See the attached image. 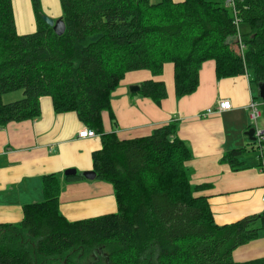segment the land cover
<instances>
[{
	"label": "trees",
	"instance_id": "16d2710c",
	"mask_svg": "<svg viewBox=\"0 0 264 264\" xmlns=\"http://www.w3.org/2000/svg\"><path fill=\"white\" fill-rule=\"evenodd\" d=\"M31 1L36 30L20 34L13 0H0V128L39 118L44 98L56 113H77L101 134L93 170L112 183L119 207L70 220L60 208L61 175L46 174L43 198L24 205L21 221L0 223V264H264V256L234 259L236 248L260 236L264 211L218 224L205 185L191 182L192 150L176 136L175 122L134 137L105 132L103 124L108 111L117 125L112 96L129 72L160 75L168 62L177 97L198 89L207 61H214L218 78L248 72L259 86L264 0H60L61 35L43 19L41 0ZM20 89L23 98L3 100ZM139 92L161 103L168 87L150 77ZM247 151L231 149L225 159L242 168ZM84 179L66 176L67 182Z\"/></svg>",
	"mask_w": 264,
	"mask_h": 264
},
{
	"label": "crops",
	"instance_id": "0c3cea01",
	"mask_svg": "<svg viewBox=\"0 0 264 264\" xmlns=\"http://www.w3.org/2000/svg\"><path fill=\"white\" fill-rule=\"evenodd\" d=\"M17 1L24 5L32 2ZM57 4L59 1L54 0V6L46 9L55 19L62 17ZM16 24L20 34L36 30L34 17L27 18V22L21 19L19 25L16 20ZM241 27L246 29L242 23V31ZM232 42L239 45L237 38ZM251 78L248 72L218 78L214 61H207L201 69L198 89L177 97L172 67V75L166 81L168 95L161 103L127 88L116 89L112 107L117 125L112 123L110 113L104 111V130L117 131L120 137H134L150 134L157 124L175 122L176 136L192 150L187 163L191 182L205 185L202 193L208 195L218 224L235 222L264 211V148L260 146L263 137L258 134L264 133V124L262 128L259 119L255 124L252 118L250 101L257 97ZM114 94L119 95V100ZM225 98L231 101V108L217 111L218 102ZM42 104L39 118L11 122L0 128V223L21 221L24 205L43 198L42 177L54 172L62 178L60 208L68 219L116 212L118 204L112 183L97 178L66 181L65 171L69 168L81 174L93 170L92 155L102 148L101 134L80 138L79 133L88 127L77 113H56L49 98H44ZM209 109L213 112L209 113ZM250 128L256 129L257 140L247 135ZM247 141H255L253 149L242 154L243 167L236 169L225 155ZM263 256L264 231L234 250L236 261Z\"/></svg>",
	"mask_w": 264,
	"mask_h": 264
},
{
	"label": "rangeland",
	"instance_id": "374dc122",
	"mask_svg": "<svg viewBox=\"0 0 264 264\" xmlns=\"http://www.w3.org/2000/svg\"><path fill=\"white\" fill-rule=\"evenodd\" d=\"M57 1H59L60 10L63 12L60 0H57ZM47 6H54V0H48V1L44 0V2L43 0H41V8H42L41 12L43 13L42 17L45 15H48L46 12ZM59 6L57 4V8H59ZM13 7H14V16H15V19L17 20L18 25L21 22V19H23L24 22H27V18H30V17L35 18V13H34L32 2L31 4H26L25 2V5H24L21 1L18 2L17 0H13ZM35 21H36V18H35ZM247 28L249 27L247 26ZM24 34H28V33H24ZM234 55H237V53L234 52ZM171 75H172V64L170 62L166 64L164 72L160 75H156L152 73L150 70H146V69L129 72L126 75L125 79L123 80L122 84L117 89L127 88V89H130L132 92L139 93V94L137 93L136 94L141 95L142 97L143 95L142 93L139 92V90L138 91L133 90L134 87H137L140 85L141 80H144L150 77H155V78H159V79H163L167 81L168 79H170ZM254 87H255L254 92L256 94L257 100L263 102L262 104L260 102V107H261V110L263 111V117L259 118V124L262 127V125L264 124V100L259 95V86L254 85ZM23 97H24L23 90L20 89V90L11 91V92L4 94L3 100L6 103H8V102H12L15 100H19ZM114 97L119 100V95L114 94ZM261 137H264V133L261 134ZM244 146H246L251 151L252 144L249 141L244 143ZM260 146L264 148V146H262L261 143H260ZM262 231H264V229Z\"/></svg>",
	"mask_w": 264,
	"mask_h": 264
},
{
	"label": "water",
	"instance_id": "95a60500",
	"mask_svg": "<svg viewBox=\"0 0 264 264\" xmlns=\"http://www.w3.org/2000/svg\"><path fill=\"white\" fill-rule=\"evenodd\" d=\"M43 19L49 25L53 26L54 30L59 35H61L65 32L66 24H65L63 17H59V18L55 19L49 15H45V16H43ZM133 90H136V91L140 90V85L137 87H134ZM259 95L264 100V82L259 83ZM246 133L251 140H257V136L255 135V133H256L255 128H250ZM76 173H77V171L75 168H69L65 171L66 176L71 175V174H76ZM82 174L89 179H94L97 177L96 172L94 170L84 171Z\"/></svg>",
	"mask_w": 264,
	"mask_h": 264
},
{
	"label": "built area",
	"instance_id": "2783aa9c",
	"mask_svg": "<svg viewBox=\"0 0 264 264\" xmlns=\"http://www.w3.org/2000/svg\"><path fill=\"white\" fill-rule=\"evenodd\" d=\"M240 39V37H239ZM240 44V43H239ZM240 49H241V58L244 61L245 55H244V49L243 46L240 44ZM250 107L252 110V118L255 124H257L258 119L262 116L263 111L261 110L260 107V103L258 102V100L254 97H252V100L250 101ZM231 108V101L229 99H221L218 102V106H217V111L221 112V111H225ZM209 113L213 112V109H209L208 110ZM98 133L92 129V128H87L84 129L82 132L79 133V137L80 138H89V137H94L96 136ZM261 136V131L258 133ZM263 200H264V196H263Z\"/></svg>",
	"mask_w": 264,
	"mask_h": 264
},
{
	"label": "bare ground",
	"instance_id": "6f19581e",
	"mask_svg": "<svg viewBox=\"0 0 264 264\" xmlns=\"http://www.w3.org/2000/svg\"><path fill=\"white\" fill-rule=\"evenodd\" d=\"M41 10H42V8H41ZM69 181V180H68ZM118 207H119V205H118ZM101 216V215H100Z\"/></svg>",
	"mask_w": 264,
	"mask_h": 264
}]
</instances>
